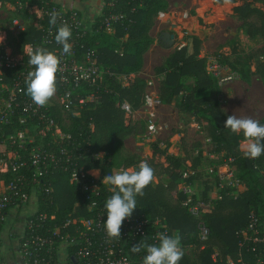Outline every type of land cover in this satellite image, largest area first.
Here are the masks:
<instances>
[{
	"label": "trees",
	"instance_id": "1",
	"mask_svg": "<svg viewBox=\"0 0 264 264\" xmlns=\"http://www.w3.org/2000/svg\"><path fill=\"white\" fill-rule=\"evenodd\" d=\"M3 2V0H0ZM32 1V0H29ZM111 1V6L106 3ZM225 0H215L221 3ZM104 6L90 25V32L79 40L85 49L93 52L95 61L103 68L102 78L93 89L84 86L81 95L92 92L96 103L75 104L72 111L67 113L66 124L61 129L70 134L71 140L81 141L84 146L88 144L89 153H103L101 161L90 160L85 157L79 160L84 168L98 169L100 177L112 174L117 170L110 160L106 158L115 149V146L124 137L134 134L133 125L125 118V114L119 105L122 101L129 104L131 111L138 109L145 98L146 80L133 76L123 85L119 76L136 74L142 61V55L152 43L148 32L153 25L154 17L166 11V0H103ZM4 6H0V9ZM6 16H19L27 20L24 30L11 35L5 31L6 40H11L8 45L21 48L24 44H31L35 48L43 47L52 49V45L41 43L42 31L32 24L33 14L24 9L6 11ZM232 14L245 27L247 36H260L264 48V11L244 1L232 8ZM110 15L121 16L110 22L112 33L104 31V25ZM43 25L49 24L45 19ZM200 40L196 36L190 38V52L185 47L172 50L167 54L164 62L154 67L153 72L157 79L156 98L160 104L170 105L172 99L180 95L175 104L178 113H186L201 131L209 139L210 149L214 154L223 152L227 163L233 168V176L243 186V190L235 195L229 187L218 190L217 198L209 201L203 192L201 200L193 194V198L208 204V211L201 213L200 220L208 230L206 240L200 241L197 237V220L187 213L181 205L184 195L177 190L181 181V174L190 171V175L184 179L186 184H191L200 176V163L202 156L196 151L193 156L167 153L169 142L162 141L160 146L157 140L152 143V155L147 163L154 169V177L165 175L167 181L157 180L150 183L144 189L143 196H137V207L134 212L146 217H159L167 229V235L178 233L181 238L183 257L179 264H223L226 256H229L235 264H256L259 257L264 260V242H250L242 240L240 231L247 224V216L252 212L257 217L258 237H264V152L258 158L246 157L239 150V143L244 141L243 133H234L224 127V122L229 115L219 104L218 88L215 78L207 72L204 66V58L199 56ZM231 55L220 54L217 64L230 72L237 73L240 78L247 81L249 73L257 74L264 84V59L253 62L254 70H249L237 60H231ZM190 79L188 87L182 80ZM48 110L51 116L61 123L62 118L59 107L52 103ZM264 124V118L258 120ZM180 145L184 144V136L180 137ZM46 148L54 145L51 137L45 139ZM264 144V140L261 141ZM65 145V140L62 141ZM199 147L197 143L189 147ZM55 148V147H54ZM154 154L162 156L165 165L154 161ZM139 159L132 155L125 158L121 167L138 169ZM42 182L50 186L49 194L36 193L37 210L45 212L47 216L44 229L36 230L40 235L50 234L53 226L60 225L67 215L77 217L76 214L88 217L79 202V195L75 187L67 181V175L59 168L49 169ZM77 204V205H76ZM75 210V212H74ZM2 226H0V229ZM64 229H61L63 233ZM17 237L18 234L14 233ZM244 244L239 247V242ZM204 246L203 250L200 247ZM253 244V245H252ZM189 246L190 248H187ZM251 247H254L251 251ZM187 248V249H186ZM215 251L216 261L213 262L210 255ZM0 260L3 258L0 255Z\"/></svg>",
	"mask_w": 264,
	"mask_h": 264
},
{
	"label": "built area",
	"instance_id": "2",
	"mask_svg": "<svg viewBox=\"0 0 264 264\" xmlns=\"http://www.w3.org/2000/svg\"><path fill=\"white\" fill-rule=\"evenodd\" d=\"M2 4L6 11L24 9L33 14L32 24L42 31L41 43L52 45L50 51L60 58V71L56 74L55 95L44 106L35 104L27 94L25 81L34 66L28 63L24 45L25 48L35 47L29 43L21 48L8 45L4 34L0 42V226L11 215L12 229L18 236L15 257L8 261L0 260V264H143L147 255L146 248L142 247L139 252L133 253L130 251L131 246L141 242L159 245L158 234H167L162 219L146 217L133 211L131 217L122 224L121 238L109 237L104 225L107 218L105 202L112 195L111 186L101 183L103 178L97 176L94 169H86L78 163L85 157L99 161L101 152L89 153L87 143L83 146V140H71L70 134L62 131L60 126L67 123V113H73L72 107L75 104L97 102L93 91L81 95L84 86L92 90L103 74V68L96 63L93 52L79 43L90 32L91 23L86 25L77 10L63 9L51 0H3L0 6ZM106 4L112 5L111 1ZM53 12L58 14L56 23L43 25L45 19L50 21ZM120 17L110 15L104 31L107 32L111 27V21ZM26 22L19 16H12L8 19L7 30L14 36L24 30ZM64 23L71 29L69 54H63V45L55 40L59 27ZM180 48L178 45L175 50ZM233 77L232 73L216 78L217 87ZM147 85L150 82H146ZM52 103L59 107L62 118L60 124L48 110ZM143 104L158 105L159 102L157 98L145 95ZM119 107L125 115L132 112L125 101ZM153 129V124L148 123L147 134L154 133ZM47 136L51 137L55 147H52L53 150L46 148ZM63 140L65 145L62 144ZM54 168L66 173L67 181L79 195L77 204L89 216L76 214L74 218L68 214L60 225L53 226L50 234L40 235L36 230L44 229L46 218L52 219L53 216L37 210L36 193H51V187H47L42 179L49 169ZM220 169L215 173L217 189L229 187L233 189L231 194L235 195L241 190V184L233 176L232 166L225 163ZM189 175L190 171L181 174L177 190L184 195L181 205L197 220L198 239L204 241L208 230L199 218L201 213L208 211L209 206L193 198L191 185L184 180ZM257 220L252 212L248 214L247 224L240 231L243 241L264 242V237L257 236ZM61 229H64L63 233ZM243 245L242 241L238 244L239 247ZM203 249L202 244L200 250ZM216 254L213 251L210 255L213 262L217 260ZM255 261L256 264H264V260L259 257ZM223 264L235 263L226 256Z\"/></svg>",
	"mask_w": 264,
	"mask_h": 264
},
{
	"label": "rangeland",
	"instance_id": "3",
	"mask_svg": "<svg viewBox=\"0 0 264 264\" xmlns=\"http://www.w3.org/2000/svg\"><path fill=\"white\" fill-rule=\"evenodd\" d=\"M55 1L62 6H69L67 0ZM166 1V11L163 14L161 13V17L159 15L155 19L156 23L149 30L152 43L144 52L146 55L143 64L141 61L142 66L139 71H141L142 76L148 80V77H153L157 82L153 72L154 67L162 64L167 54L178 45L185 47L186 52L189 53L190 38L196 36L200 40L199 56L204 58V66L207 72L212 74L215 79L226 77L232 73L234 74L231 80L224 81L217 87L220 106L229 115L234 114L238 118L251 117L256 120L264 118V84L260 77L257 74L249 73L247 81H244L237 73H231L227 69L218 68L214 65L217 64V57L220 54L231 55L233 57L231 58L232 61L237 60L246 66L249 72H252L254 70L253 62L264 59V48L262 47V39L260 36H247L245 27L232 14V8L244 1L251 2L252 6L264 11V0H225L221 3H216L215 0ZM8 19L5 9H0V28L4 27L7 29ZM86 25H88L87 22ZM4 34L5 31L0 29V37H3ZM5 42L11 43V40H5ZM133 76L135 74L131 73L127 76H119L121 84L125 85L127 80ZM182 82L184 86L188 87L191 80L184 79ZM151 85L152 83L150 82V85L145 87V95L149 98L152 97L150 91H154V88H150ZM176 98L180 99V95ZM149 106L154 107V105ZM174 111L172 107H169L160 113L161 119L159 120L165 123L162 133H160L157 121L150 118L142 120L143 122L137 125V127L139 126L137 129L138 132L134 135L126 136L127 138L124 141L121 140L116 144L114 151L109 156H106V158L110 160L117 171L132 168V166L127 168L121 167L123 160L132 155L135 156V159L142 156V160L147 162L152 155V143L159 137H161V140L166 137L167 140L169 138L174 143L169 142L170 144L166 149L169 154L174 155L177 152V155L182 156L183 151H186L187 155L193 156L196 151H200L202 156L200 165L202 164L203 168L200 169V173L207 175L206 172L213 168L212 177L214 182H216L215 173L221 170V165L227 163L223 152L210 154L208 152L210 149L209 139L201 131L200 126H197L188 114L181 113L175 115ZM128 116L129 114L125 115V118L127 119ZM190 121H193V123ZM148 123L153 124V130L155 132L147 135ZM144 132L148 136V139L144 145L145 149L138 154L139 150L135 147V135L141 136ZM181 134L184 136V144L182 145H180V139L178 140ZM243 142L239 143L240 151V146ZM193 143H197L199 147H189ZM146 145H149V151L146 150ZM158 145L160 146V144ZM209 154L213 155L214 158L209 159ZM153 160L165 165L162 156L154 154ZM201 176L196 182L195 193L197 195L196 197L200 200L202 193L206 190L204 189V181ZM157 180L167 181V178L165 175H160L159 177H154L152 183H156ZM241 190H243L242 185Z\"/></svg>",
	"mask_w": 264,
	"mask_h": 264
},
{
	"label": "clouds",
	"instance_id": "4",
	"mask_svg": "<svg viewBox=\"0 0 264 264\" xmlns=\"http://www.w3.org/2000/svg\"><path fill=\"white\" fill-rule=\"evenodd\" d=\"M57 13H51L50 23L55 24ZM71 37L70 26L62 24L56 35L57 43L62 44V53L69 54L71 44L68 42ZM3 37H0L2 42ZM25 55L28 56V63L34 66L29 71L25 83L27 94L33 102L44 106L55 95L56 74L60 71V58L54 52L43 47L33 49L31 46L25 48ZM224 127L234 133H243L244 142L240 148L243 154L249 158H258L264 152V124L251 117L238 118L234 114L228 115ZM138 169H121L112 174H106L101 183L110 185L112 195L106 199V220L105 229L107 235L113 238H121V228L125 219L130 218L137 207V196L144 195V189L154 180V169L146 162L141 161ZM159 245L137 243L131 246L130 251L137 253L141 248H146L147 255L143 264H179L183 257L181 238L178 233L169 236L164 233L158 234Z\"/></svg>",
	"mask_w": 264,
	"mask_h": 264
},
{
	"label": "crops",
	"instance_id": "5",
	"mask_svg": "<svg viewBox=\"0 0 264 264\" xmlns=\"http://www.w3.org/2000/svg\"><path fill=\"white\" fill-rule=\"evenodd\" d=\"M51 1L58 4L60 7L62 6L58 2H56L55 0H51ZM67 3L69 4L68 7L62 6L61 8L77 10L80 13L84 22L85 23L87 22V24H90L93 21V19L100 14L101 9L104 6L103 0H67ZM159 15L161 17V13H159L158 16L154 17L153 25L156 23L155 19H157V17H159ZM109 28L110 29H108L109 31H107V32L109 34H111L112 29H111V27H109ZM148 34L150 35V31L148 32ZM145 55L146 54L144 53L142 56V64L144 62ZM135 76L141 77L144 80H146V82L150 81L152 83L150 88H154V91L153 92L150 91V93H151L153 98H156V93H157V82H156V80L153 77H148L149 80L145 79L144 76H142L141 71H139L137 74H135ZM178 101H179V99H177L175 97L174 99H172V103L170 105H163V104L159 103L158 105H154V107H150L149 105L142 104L138 109L133 110L129 114L127 120H128V122H130L133 125L134 134L136 132H138L137 129L139 126L137 127V125L142 123L143 122L142 120H146V119H150V118L155 119L157 121V123L159 125V126L158 125L157 126L160 130V133H162L164 130L163 126L165 125V123H163L159 120V119H161L160 113L167 110L169 107H172V109L175 110L174 111L175 115L181 114V113H178L176 111L175 106H174L175 104L178 103ZM190 122L193 123V121H190ZM146 134H147V132H146ZM146 134L144 132V133H142L141 136L140 135L138 136L137 134L135 135L136 136L135 137V147L139 150L138 154L140 153V151H143L145 149L144 145L148 139V136H147L148 134L147 135ZM181 136H182V134L180 135V137ZM180 137H178V140L180 139ZM125 138H127V137H124L122 139V141H124ZM156 140H157L158 144H160L162 141L171 142V140L169 138L167 140L166 137L162 138V140H161V137H159ZM171 143H173V142H171ZM120 150L123 151L122 148H120ZM146 150H148V151L150 150L149 145H146ZM176 153L177 152H175V154ZM102 155H103V153L100 154L99 161H101ZM139 157L140 158H138V159H139V163H140V161H143L142 160L143 158H142V156H139ZM208 157H209V159L214 158V156L210 155V154L208 155ZM200 168L203 169L202 164L200 165ZM200 172H201V170H200ZM94 173L97 176H100L98 169H94ZM206 173H207V175H203V173H200V176L202 175L201 177L204 181V189H206L205 190L206 198L209 201H211V200L217 198V194H218L216 182H214L213 177H212L213 176V168L210 169V171H207ZM197 180H199V178ZM197 180L193 181L190 184L195 196H197L195 194L196 193V182H197ZM12 226L13 225H12L11 215H10V217H7L5 223L3 224L2 228L0 229V255L4 261L12 260L15 257V251H16V245H17L16 244V238L17 237L14 234L15 232L13 231Z\"/></svg>",
	"mask_w": 264,
	"mask_h": 264
}]
</instances>
